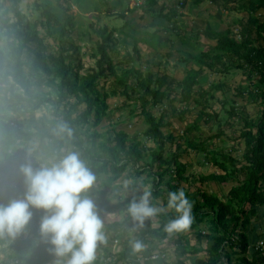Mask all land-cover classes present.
I'll list each match as a JSON object with an SVG mask.
<instances>
[{
	"label": "trees",
	"instance_id": "16d2710c",
	"mask_svg": "<svg viewBox=\"0 0 264 264\" xmlns=\"http://www.w3.org/2000/svg\"><path fill=\"white\" fill-rule=\"evenodd\" d=\"M100 1L107 4L106 0ZM122 1L118 0V5ZM203 2L175 0L169 7L165 3L160 4L159 0H146L137 7H131L128 3L119 17L126 18L129 11L140 8L161 25L156 30L170 33L173 29L169 25L176 23V17L182 13L180 10L185 6H200ZM5 4L4 0L0 1V94L4 95L5 101V108L0 109V131L3 135L2 151L6 157L11 158L12 151L18 145L36 147L41 141H48L52 149L50 151L47 148V153L55 159L68 151L79 153L96 176L95 185L86 194L97 205L100 216L110 208V194L118 195L140 184L136 181L119 182L127 170H130L131 178L147 174L141 183L145 186L150 179L152 184L147 191L151 198L149 205L153 207L155 203L160 204L158 213L145 217L143 222L135 219L132 225L127 222L122 225L119 221L105 222L102 219L105 240L98 242L92 264H103L105 255L110 257V264H125L122 260L132 248L137 254L148 255L147 261L154 262L161 258L163 264H187L186 260L190 258L184 259L178 255L182 251L183 255H195L194 264H264V245L258 248L257 243L258 239L264 241V228H260L262 224L259 223L264 213V19L256 14L258 9L264 8V0H259L257 4L251 3L248 26L243 25L239 34H234L232 27L215 35L211 31L216 38L215 45L202 46L196 42L191 49L194 52L182 50V62L188 65L182 79L170 77L167 72L160 75L150 69L144 71L135 65L118 71L114 57L121 52L119 45L126 48L128 64H134L133 53L140 60L138 40L131 33L128 21L119 30L108 25L96 29L91 23L90 27L99 40L91 55L95 63L85 69L81 48L69 42V46L74 48L72 52L77 54L75 56L69 51L70 48L67 49L68 41L62 40L70 37L76 27V17L69 13L68 7L60 5L61 15L55 18L49 14L43 22L49 32H55L56 38L61 41L58 52L49 53L45 37L38 29L39 24L31 21L17 3L10 7ZM51 10L49 8L53 12ZM204 25L203 21L195 22L196 29H202ZM254 30L256 40L261 39L260 43L253 42ZM116 31L119 32L117 35ZM169 39L156 31L150 40L154 42V48L160 51ZM187 41L185 37L182 38L183 44ZM196 45H200V48H196ZM219 65L222 67L217 73ZM230 68L246 72L254 89L259 92L262 106V111L254 119L240 113L244 116V128L240 136L244 138L245 148L238 159L226 153V149L214 141L224 134L223 131L203 141L195 132L201 130L202 123L209 124L216 118L222 126L223 120L228 122L229 118L222 117L219 111L211 109L208 112L206 109L216 99L211 89L224 90L225 82L221 81V76L228 74ZM206 70L208 74L220 75L219 82L212 84L210 90L203 89L200 84V78ZM256 76L262 87L254 82ZM240 91V95H243L245 88H240ZM121 96L132 102L134 113H140L143 117L147 128L142 139L129 136L124 129L114 130L113 136L97 129L110 108L109 99ZM72 97H75L74 101H71ZM192 100L195 105L203 104V108L185 128L180 137L182 141L177 142L172 128L174 123L170 118L186 113ZM175 102L185 103L181 111L174 105ZM235 102L234 99L222 102L223 116L236 115ZM45 108L52 111L56 123L47 124L46 119L36 120L35 114ZM157 108L159 114L155 112ZM30 123L35 124L26 131ZM146 138L152 140L155 146H147ZM184 145L198 150L203 159L223 170L219 173L217 169L207 179L232 182L228 193L221 197L209 193L203 186L193 188L194 184L205 178H198L195 172L186 174L188 164L181 159L186 152ZM0 172L3 175L0 203L23 198L16 192V180L21 172L14 180L15 184L10 183L17 176L16 173L12 174L11 164H4ZM183 180L190 182L191 188L181 187ZM2 186H5L6 191H2ZM178 190L183 191L184 199L188 202L185 210H178L170 203V194L178 193ZM126 203L129 206L130 201L126 200ZM123 205L126 204L119 202L111 207ZM31 211L33 216L30 223L24 232L16 236L19 241L10 242L7 237L11 239V236H0V244L7 247L3 264H10V261L11 264H55L54 261L58 259L50 250L53 246L41 234L45 210L32 207ZM185 211L188 223L170 230L169 226L182 219ZM131 230H134L133 234L128 232ZM256 233L258 235L254 237ZM116 240L123 249L113 248ZM102 243L106 245L102 247ZM137 243L141 245L139 249L136 248ZM99 252L101 256L96 254ZM169 253L175 258L180 257L176 263L164 262V258H167L164 254ZM153 254H159V257L153 259ZM130 260L131 257L126 259L127 262Z\"/></svg>",
	"mask_w": 264,
	"mask_h": 264
},
{
	"label": "rangeland",
	"instance_id": "374dc122",
	"mask_svg": "<svg viewBox=\"0 0 264 264\" xmlns=\"http://www.w3.org/2000/svg\"><path fill=\"white\" fill-rule=\"evenodd\" d=\"M3 1V0H0ZM6 7H10L13 3H17L22 12L33 22L38 23V29L40 34L45 37V42L48 45V52L57 53L59 48V43L61 41L59 38H56L57 34L55 32H49L47 27L43 24L44 21L47 20V16L49 14L53 15L56 18V15H61L60 5L63 7H68L69 13L74 15L76 27L73 30V33L70 37L63 38V41H68L67 49L70 48V52L74 53L77 56L76 52H72V47L69 46V42H72V46L80 47V55L82 62L85 64V69L89 67L91 64L95 63L94 59L91 57L94 54L97 40H99L98 35L93 32V29L90 27L91 23H93L94 28H101L106 25L109 28L117 27L118 28L124 24V22L128 21L131 24V33L138 40V49L140 51V60L136 53L134 55V64H128V56L126 53V48L124 45H119L120 54L114 57V62L117 64L118 71L121 72L126 67H130L135 65L136 67L142 68V70L150 69L152 72H157L160 75H163L165 72L171 77H176L178 79H182L185 75V68H187L186 64L182 62L183 56L181 51L184 50L186 52L192 51V45H195L196 42H199L203 45H215L216 38L212 35V33L220 32L228 27H232V31L234 34H239V31L242 30V26H248V18L250 16L251 10L249 8L252 7L251 3L255 4L259 3V0H203L204 2L199 6H185L181 14L176 17V23L174 25H169L173 29V32L168 33V31L156 30V28L160 27L158 23H155L154 18L144 14V11L141 9L131 10L126 15V18H120V13L123 9L128 7V0H123L119 5L117 3L118 0H106L101 2L100 0H4ZM134 1V0H133ZM133 1L131 2V6L133 5ZM175 0H159V3H165L168 7L172 5ZM53 5L49 6L48 5ZM227 5L229 8H227ZM245 5V6H244ZM244 8H243V7ZM251 6V7H250ZM54 7H56V11H54ZM49 8L53 9L50 12ZM253 13V12H252ZM255 14V12H254ZM256 14L261 19H264V8H260L257 10ZM255 14V15H256ZM256 15V16H257ZM261 15V16H259ZM10 16L13 17V14L10 13ZM204 22V28L196 29L195 22ZM209 27V28H208ZM198 30L200 32L198 33ZM158 31L162 34L163 37L168 36L170 39L166 45L161 47L160 51L154 48V42L151 39L154 32ZM212 31V33H211ZM119 32L116 31V35ZM185 37L187 41L186 44L182 43V38ZM238 38V35H237ZM253 42L255 44L260 43L261 39H257L256 31L254 30L253 34ZM59 41V42H58ZM197 46V45H196ZM196 48H200L198 45ZM132 49V47H130ZM222 66L219 65L216 72H219V69ZM166 70V71H165ZM85 71V70H84ZM84 71L82 73H84ZM224 81L225 88L224 90H215L211 89V85L215 83V85L219 82L218 78L220 75L208 74V71H205V74L200 78L201 87L205 90H210L215 92L216 99L212 101L206 111H219L222 117H228V122L223 120V126L219 124V119L212 120L209 124L202 123L201 130L195 131L203 141L206 138H209L212 135H216L218 132L223 131L224 134L218 136L214 141L221 147L226 149V153H230L229 155L240 158L244 153V138H242L241 131L244 128V116L248 115L250 118H256L260 112L262 111V106L260 104L261 98L258 94L259 92L254 89L252 81L248 79L246 72L243 69H232L230 68L228 74L225 76H221ZM254 82L256 84L259 83V77L254 78ZM259 87H262L261 84H258ZM240 88H245V93L240 95ZM179 97V96H178ZM4 95L0 94V109L5 108ZM234 99L236 105V115L230 117L228 114L223 116L222 110V102L225 100ZM75 97L71 98V101H74ZM178 101V100H177ZM109 109L104 117L101 125L97 127L99 132L106 133L107 135L113 136L114 130L124 129L129 136H137L138 140L144 137L143 133L147 128L144 123L143 117L140 113H134V106L131 101H126L125 97H113L109 99ZM184 102H175L174 105L181 109L184 106ZM85 107V104L81 106ZM188 110L186 113H181L180 116H173L170 120L174 123L172 128L175 130L176 141H182L180 138L184 134L185 128L193 122L195 117L200 113L203 108V104L195 105L194 100L189 103ZM63 109V106L61 107ZM212 109V110H211ZM156 109V114H159L160 110ZM240 113H243L244 116H241ZM52 117V119L50 118ZM18 118L19 117H15ZM36 120L46 119L47 124L56 123L55 119L52 116V111L47 110L46 108L42 111H38L35 114ZM61 120V117H59ZM226 119V118H225ZM35 124V123H33ZM32 123L26 126V131L30 130L33 126ZM21 125V122H19ZM192 135V134H191ZM85 137V135H84ZM87 139V138H86ZM101 138L100 140H102ZM88 140V139H87ZM147 146H155L152 140H148L146 138ZM175 147V146H174ZM186 152L181 156L182 161L188 164L187 173L190 175L192 172H195L197 177L203 176L205 179L203 181H199L197 184L193 185V188H197L199 186H203V189L207 190L209 193H213L217 196H221L224 193H228L232 186V182H217V181H209L207 179L208 175L214 172H217L218 167L210 164L208 161L203 159L204 157L201 153L190 147H186ZM1 148V147H0ZM52 149L48 144V141H41L37 143L36 147L25 148V145H18L17 148L11 153V170L12 174L16 173L17 176L13 178L12 184H15V181L18 178V174L20 171L19 164H23L27 162L29 159L31 160L33 165L36 167L39 166L40 163H47L51 160H54V156H49L47 151L48 149ZM9 163V160L5 162V164ZM219 173H222L223 170L218 169ZM0 172V179L3 178V175ZM130 170H127L123 176L119 179V182L125 183L128 181H136L140 182V184L134 189L124 190L118 195L110 194L108 197H111L110 208L101 214V219L103 221H119L122 223H128L132 225L135 223V218L130 215L128 212V204L126 200H129L130 203L133 199H136L139 202L140 198H142L143 194H146L148 189L152 187L150 183V179H148L149 184L143 186L141 182L146 178L147 174L144 173L141 176H134L131 178L129 176ZM22 173H20L19 178L16 180L18 183V189L16 192L20 196H24L26 192V186L24 184V177L21 178ZM148 178V177H147ZM0 183L3 185L2 179ZM130 183V182H129ZM192 184L183 180L181 182V187H185V189L191 188ZM2 191H6L5 186H2ZM179 192V190H178ZM151 199V198H149ZM119 202H124L126 205H123L119 208H113L112 205L119 204ZM150 203V201H149ZM160 204L155 203L153 208L157 211H160ZM103 223V222H102ZM258 223V222H257ZM260 228H264V213L261 215V220L259 221ZM259 224V225H260ZM130 234L134 233V230L128 231ZM254 237L258 235V233L253 234ZM253 237V240H254ZM19 241L16 240V237H11V239L7 237V241ZM259 240V239H258ZM257 240L258 248L260 247V242L263 240ZM196 241V240H195ZM193 241L194 243H196ZM264 242V241H263ZM105 246L106 244L102 243ZM264 245V244H263ZM7 246V245H6ZM117 246V247H115ZM115 249H123L122 244L119 241H115ZM101 247V248H102ZM5 248L0 244V264L2 260L7 256ZM102 252V251H101ZM96 253L98 256L100 253ZM183 252V251H182ZM182 252H179V256L186 259L189 257L194 260L195 255L187 256L183 255ZM182 254V255H180ZM101 256V255H100ZM104 256V253H102ZM108 255L104 256L103 264H110L108 261ZM177 256L176 260L180 257ZM136 257V253L134 258ZM138 261H140V257H137ZM189 259V260H190ZM57 260V259H56ZM56 260L54 262H56ZM15 261V260H14ZM149 262V261H148ZM11 264V261L9 262Z\"/></svg>",
	"mask_w": 264,
	"mask_h": 264
},
{
	"label": "clouds",
	"instance_id": "9594fccd",
	"mask_svg": "<svg viewBox=\"0 0 264 264\" xmlns=\"http://www.w3.org/2000/svg\"><path fill=\"white\" fill-rule=\"evenodd\" d=\"M20 172L26 192L21 199L0 203V236L16 237L24 232L33 216L31 208L43 209L41 234L53 246L50 250L58 257L55 264H92L98 242L105 236L97 205L86 194L95 185L96 176L79 153L68 151L38 167L29 159L20 165ZM149 195L129 204L128 212L136 220L143 222L155 213L156 209L149 205ZM170 203L185 210L188 202L180 191L170 194ZM187 223L185 211L183 218L169 227L178 229ZM140 247L137 243L136 248Z\"/></svg>",
	"mask_w": 264,
	"mask_h": 264
},
{
	"label": "crops",
	"instance_id": "0c3cea01",
	"mask_svg": "<svg viewBox=\"0 0 264 264\" xmlns=\"http://www.w3.org/2000/svg\"><path fill=\"white\" fill-rule=\"evenodd\" d=\"M131 2H132V0H130L129 1V4H130V6H131ZM2 141H3V135H2V132L0 131V169L2 168V166L5 164V162L6 161H8L9 159H11V158H9V157H6V154L2 151V148H3V143H2ZM6 153H8V151H6ZM8 165H10L11 163H10V160H9V163H7ZM263 239V238H262ZM121 250V249H120ZM135 252H137V251H135V249L134 248H132L131 250H128V252H127V254H126V256H125V258L122 260V261H125V264H163V261H162V259L160 258V259H158L157 261H154V262H148L147 261V259H148V257H146V256H148V255H144L143 256V254H137L136 253V257L134 258V255H135ZM172 253V252H171ZM171 253H169L168 255H166L167 256V258H164V262H177V260H176V258L174 257V256H172L171 255ZM201 255H203V254H201ZM132 258V260H130L129 262H127L126 261V259H128V258ZM137 257H142V260H140V261H138V258ZM196 258V257H195ZM195 258H193L194 260L192 261V259H190V260H186V263L187 264H194V262H195ZM166 259V260H165Z\"/></svg>",
	"mask_w": 264,
	"mask_h": 264
},
{
	"label": "built area",
	"instance_id": "2783aa9c",
	"mask_svg": "<svg viewBox=\"0 0 264 264\" xmlns=\"http://www.w3.org/2000/svg\"><path fill=\"white\" fill-rule=\"evenodd\" d=\"M142 3H143V0H135V1H133V6H134V5H135V6H138V5L142 4ZM263 244H264V242L261 241V242H260V245H263ZM260 245H259V246H260ZM152 258H153V259L158 258V255H154Z\"/></svg>",
	"mask_w": 264,
	"mask_h": 264
},
{
	"label": "bare ground",
	"instance_id": "6f19581e",
	"mask_svg": "<svg viewBox=\"0 0 264 264\" xmlns=\"http://www.w3.org/2000/svg\"><path fill=\"white\" fill-rule=\"evenodd\" d=\"M261 246H262V245H261ZM154 255H158V257H159V254H153L152 257H153ZM164 256H166V254H164ZM108 259L110 260V257H108Z\"/></svg>",
	"mask_w": 264,
	"mask_h": 264
}]
</instances>
